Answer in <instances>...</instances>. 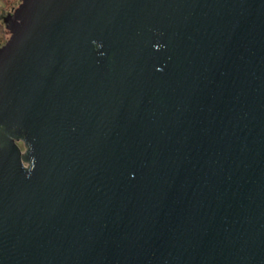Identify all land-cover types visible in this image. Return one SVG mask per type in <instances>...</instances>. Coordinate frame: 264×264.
I'll use <instances>...</instances> for the list:
<instances>
[{
  "label": "water",
  "instance_id": "1",
  "mask_svg": "<svg viewBox=\"0 0 264 264\" xmlns=\"http://www.w3.org/2000/svg\"><path fill=\"white\" fill-rule=\"evenodd\" d=\"M5 27L0 264H264V0H21Z\"/></svg>",
  "mask_w": 264,
  "mask_h": 264
},
{
  "label": "rangeland",
  "instance_id": "2",
  "mask_svg": "<svg viewBox=\"0 0 264 264\" xmlns=\"http://www.w3.org/2000/svg\"><path fill=\"white\" fill-rule=\"evenodd\" d=\"M21 0H13L11 5L5 6L0 0V22L5 24L6 21L13 19V10L18 6ZM7 19V20H6ZM9 37V33H6L4 36L0 35V46L6 42ZM21 148L24 150V145L21 141L17 142Z\"/></svg>",
  "mask_w": 264,
  "mask_h": 264
},
{
  "label": "trees",
  "instance_id": "3",
  "mask_svg": "<svg viewBox=\"0 0 264 264\" xmlns=\"http://www.w3.org/2000/svg\"><path fill=\"white\" fill-rule=\"evenodd\" d=\"M1 1L5 6H9L11 5L13 0H1ZM6 33H9V31L5 28V25L0 22V35L4 36Z\"/></svg>",
  "mask_w": 264,
  "mask_h": 264
},
{
  "label": "flooded vegetation",
  "instance_id": "4",
  "mask_svg": "<svg viewBox=\"0 0 264 264\" xmlns=\"http://www.w3.org/2000/svg\"><path fill=\"white\" fill-rule=\"evenodd\" d=\"M13 11H14V10H13ZM6 20H7V19H6ZM8 21H9V20H8ZM8 21H6V23L4 24L5 26H6V24H7ZM5 28H6V27H5Z\"/></svg>",
  "mask_w": 264,
  "mask_h": 264
}]
</instances>
